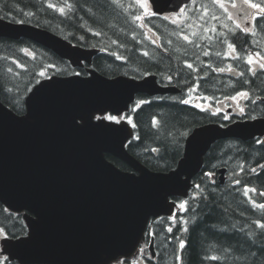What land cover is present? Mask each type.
Masks as SVG:
<instances>
[{"label":"water","instance_id":"1","mask_svg":"<svg viewBox=\"0 0 264 264\" xmlns=\"http://www.w3.org/2000/svg\"><path fill=\"white\" fill-rule=\"evenodd\" d=\"M188 1L151 0L158 13L177 11ZM0 37L29 38L75 67L91 65L99 52L48 29L2 18ZM87 71L40 81L26 97L22 115L0 101V201L24 211L29 229L26 236L3 238L1 245L2 253L20 264H107L128 255L150 216L172 212L169 196L187 195L212 142L264 133V119L225 128L206 125L189 136L176 170L152 172L125 148L132 135L129 124L94 117L122 113L137 93L176 89L158 85L155 75L137 80ZM105 151L139 174L108 162Z\"/></svg>","mask_w":264,"mask_h":264},{"label":"trees","instance_id":"2","mask_svg":"<svg viewBox=\"0 0 264 264\" xmlns=\"http://www.w3.org/2000/svg\"><path fill=\"white\" fill-rule=\"evenodd\" d=\"M116 2L0 0V17L46 27L74 43L101 48L93 66L105 75L126 73L140 76L153 72L162 82L180 87L181 94L153 97L131 111L136 136L129 144L130 152L153 170H169L182 156L186 134L195 126L219 119L211 109L184 104L180 98L185 97L188 88L197 84L205 90H217L223 85L218 74L210 68L212 65L206 66L201 61L204 57L186 49L188 43L182 39L179 26L171 19L165 20L164 16L145 17L146 25L158 35L161 43L157 48L151 39H147L146 51L142 53L141 33H145L144 30L139 29L142 28L140 25H134L132 17L122 12ZM49 4L55 7H49ZM61 7L63 12L59 10ZM97 32L100 35H96ZM185 62L192 63L193 68H187ZM74 71L67 60L29 39L0 38V99L19 114L25 112V96L30 86L43 76L41 72L44 75H67ZM251 82L258 85L261 80ZM259 88L264 89V86ZM202 96L207 97V94ZM246 145L251 149L253 146L255 151ZM245 152L255 153L257 157L252 161L250 155L244 157V170H237L239 176H243L241 183H210L206 172H215L218 163L227 162L226 159L241 161L238 156L243 157ZM110 158L121 168H128L119 159ZM263 163L264 144L218 141L212 146L197 177L199 187L187 199L185 214L189 224L179 240L185 242V247H179L182 258L178 264H264V229L256 223H264V209L252 203V200L257 204L264 203V196L260 195L264 192V168L259 167L256 173L252 171L254 165ZM244 185L257 191L245 196ZM0 227L11 236L24 233L22 214L9 211L0 202ZM173 242L169 252L174 256L180 242L176 238ZM167 256V262H174L172 256ZM212 256L219 259L212 260ZM0 264L17 263L1 260Z\"/></svg>","mask_w":264,"mask_h":264},{"label":"snow or ice","instance_id":"3","mask_svg":"<svg viewBox=\"0 0 264 264\" xmlns=\"http://www.w3.org/2000/svg\"><path fill=\"white\" fill-rule=\"evenodd\" d=\"M135 2L140 6V8L144 9V12H143L142 15H137V16H135V20H137V21H142V20L144 19L145 16H148V15H155V13L150 12L149 7H148V4L146 3V0H135ZM192 3L195 4V0H192ZM214 3L218 4L219 7L222 8L225 12H228V8L225 6V4H224L223 2H221V0H214ZM243 3L249 5V7L252 8V9H258L257 14H256L255 16H252V17H251V19H252L253 21L256 20L257 16H261L262 14H264V7H262L260 4L252 3V0H243ZM49 7H55V5L49 4ZM232 7H233V8H236V7H237L236 3H232ZM59 10H60L61 12H63V11H64V8L61 7ZM240 11L242 12V16L239 17V19H240L241 21H243V20L249 18V14H248L247 9H243V8H242V9H240ZM185 12H186V8H181L180 11H179V13L177 14V19H173V20H172V23H174V24H175V23H178V22L180 21V19L185 15ZM207 14H208V9L205 8V9H204V15H207ZM231 18H232V16H231V14H229V19H231ZM164 19L167 20V19H169V17H168V16H165ZM200 19H203V16H201ZM212 19L215 20V19H218V18H217L216 16H213ZM140 26H141V27H144V24L141 23ZM189 27H191V25H189ZM236 27L239 29V28L241 27V25H240V24H237ZM242 30H243L244 32H246V33L249 32V29H248V28H243ZM205 31H209V30H208V29H205ZM211 31H215V29H211ZM181 34H182V38H183L185 41H187V42H189V43H193V41L190 40L189 35H183V33H181ZM96 35H100V33L97 32ZM191 35H192V36H195L196 33L193 32V33H191ZM153 43H155V41H153ZM169 43H171V41H170ZM227 48H228V49H231L232 52H235V50H236V49H235V46H234L232 43H228V44H227ZM203 54H204L205 56H208V55H209L208 52H204ZM145 55H147V53H145ZM216 55L219 56L220 53L218 52V53H216ZM226 55H229V56H230V55H231V52L226 53ZM256 57H258L259 60L255 59ZM237 58H239V57H237ZM260 61H264V56H261V54H260L259 52L255 53L254 56H253L252 54H249L248 57H247V61H246V63L249 65V69H248V70H249V71H253V68H252L251 66H252L254 63H255L256 66H258L260 69L264 70V62H260ZM185 63H186V67H187V68H189V69H192V68H193V64H192V63H187V62H185ZM9 70H11V69H9ZM225 70H226V69H224V68H217V69H216V71H219V72H224ZM227 71H234V69H233L231 66H229V68L227 69ZM40 75H44V73L41 72ZM240 75H243V73H240ZM168 79L171 80L172 77L169 76ZM197 88H198V84H197V85H194V86L191 87V88H189V89H188V92H189V93L195 92ZM238 97H239L240 99H248V98H249V93H248L247 91H239V92L236 93V95H233V96H231V97H226V99H231V100L235 101V102L237 103V105L239 106V99H238ZM201 99H205V100H206V99H209V98H208V97H201ZM190 102H191V99H185V100L182 101V103H185V104L190 103ZM196 106H197V107H201L200 104H197ZM216 111L219 112V111H221V109L218 108ZM239 111H240L241 113H243V112L245 111V109H244L243 107H240V108H239ZM227 118H228V117L225 116V119H227ZM96 119H97V120L108 119V120H112V121H117V120H118V118H117L116 116L96 117ZM154 122H155V121H154ZM257 143H264V141H257ZM262 167H264V166H262ZM240 170H241V171L244 170L242 165H241ZM252 171L254 172L255 169H252ZM235 183H236V184H239V183H241V182H240L239 180H236ZM197 187H199V186H197ZM256 191H257V190H256L255 188H249L248 185H244V195H245V196H249V193H250V192H256ZM260 195H261V196H264V192L260 193ZM250 199H251V198H250ZM186 203H187V202H183V203H181V205H180L181 208H185ZM252 203H253V206H255V207H259V208H261V209H264V203H262V204H257V203L255 202V200H252ZM173 219H175V217H173ZM256 223H257V226H258L259 228L264 229V223H261V222H259V221H257ZM184 230L187 231L186 228H185ZM0 231H2V230H0ZM168 231L171 232L172 229L169 227V228H168ZM153 234H154V233H153ZM179 247H180L181 249L185 247V242H184L183 240L180 241ZM179 259H180V257L177 256V260H179ZM211 259H212V260H217V259H219V257H217V256H212Z\"/></svg>","mask_w":264,"mask_h":264},{"label":"bare ground","instance_id":"4","mask_svg":"<svg viewBox=\"0 0 264 264\" xmlns=\"http://www.w3.org/2000/svg\"><path fill=\"white\" fill-rule=\"evenodd\" d=\"M263 0L261 1V6L262 7H264V5H263ZM0 18H2L3 19V17H0ZM233 31V30H232ZM232 31H228L227 33H226V40H229V39H232V38H234V37H237V38H239L243 43H246V38L247 39H250V38H255V35L257 34V33H262V34H264V22L263 23H260V24H258L254 29H250L249 30V32H242V31H240V32H232ZM243 38H245V39H243ZM34 43H36V44H39V45H41L40 43H37V42H34ZM41 46H43V45H41ZM44 47V46H43ZM200 56V58L201 57H203V56H201V55H199ZM201 61H204L203 63H205L206 64V66H210L211 64H209V62H211V61H213V64L214 65H216V66H218L219 64H221V61H220V59L219 58H214V59H212V58H202V60ZM242 63H240V64H238V67H237V71H241V70H246V67H247V69H249V65L246 63V61H247V59H244V60H240ZM240 61H238V62H240ZM156 74V73H155ZM157 76H158V74H157ZM219 79L220 80H222L223 81V79H224V76H219ZM258 80H261V83H258V85H257V82L256 83H252L251 81H249V82H251V84H253V85H255L256 87H257V90H259V89H261V88H259L260 86H264V81L262 80V79H257V81ZM256 81V80H255ZM263 81V82H262ZM217 91H219V89L217 88ZM261 92H264V89H262V91ZM258 95V94H257ZM259 96V95H258ZM172 100H174V101H176V100H179V99H176V98H173ZM179 101H181V100H179ZM182 102V101H181ZM185 104V103H184ZM248 104L249 105H251V106H253L254 107V109L257 111V112H263V109H262V107H261V105H260V102L258 101V99L256 98V97H249L248 98ZM257 141H259V139H257V138H255L254 140H252V143H257ZM254 146H256V147H258L257 145H254ZM240 147V146H239ZM245 147H249V149L250 150H252V151H255V148H253V146H252V149L250 148V146L249 145H246ZM260 148V147H259ZM243 155V157H241V155L240 156H238V158L241 160V161H239V160H230V159H226L227 160V162H222V163H218V167H222V166H227V167H230L231 168V164H232V162H238L240 165H244L243 164V159H244V157L246 156V155H250V157H251V161L253 160V159H255L256 157H257V155L255 154V153H248V152H245V153H243L242 154ZM238 169H240V168H238ZM233 170H234V168H233ZM243 177V176H242ZM209 186H213V185H209ZM167 244L169 245V243L167 242ZM171 256L173 257V259H175V254H174V256H173V254L170 252V254L168 255V257H170L171 258ZM173 259H172V261H173ZM179 260H181V258L179 259Z\"/></svg>","mask_w":264,"mask_h":264},{"label":"rangeland","instance_id":"5","mask_svg":"<svg viewBox=\"0 0 264 264\" xmlns=\"http://www.w3.org/2000/svg\"><path fill=\"white\" fill-rule=\"evenodd\" d=\"M146 3L148 4L149 7V2L146 0ZM209 6H202L201 4H194L192 9H190L189 14L194 18L195 17H201L204 15V9L207 8L208 11L211 10L213 8V4L212 3H208ZM203 27L207 28L209 31H201V37L204 38L205 37V33H209V34H213V35H220L221 37L226 36V33L228 31H232L234 30V28L229 25L226 22L223 21H217L215 23H208L206 25H203ZM211 29H215V31H211ZM250 30V29H249ZM243 32V31H242ZM192 101V99H191ZM231 167L234 168V171H239L238 168H241V165L238 162H232ZM237 171V172H238ZM169 245L166 244V247H168ZM168 258V256H167Z\"/></svg>","mask_w":264,"mask_h":264},{"label":"flooded vegetation","instance_id":"6","mask_svg":"<svg viewBox=\"0 0 264 264\" xmlns=\"http://www.w3.org/2000/svg\"><path fill=\"white\" fill-rule=\"evenodd\" d=\"M236 9V8H235ZM247 11H249V13L251 14V15H253V16H255L256 14H257V12H258V9H249V7L247 8ZM240 16H242V12L240 13ZM259 21L260 23H263L264 22V14H262L261 16H257V18H256V21ZM252 19L251 20H249V21H246V20H243V22H245L246 23V27H249L251 24H252ZM258 40V41H257ZM257 40H255L252 44H254V45H258L260 42L261 43H264V34H262V33H259L258 35H257ZM255 43H257V44H255ZM252 68H253V71H249L248 69H247V67H246V69H247V74L252 78V80H255L256 79V77H258V71L257 70H259L260 68L258 67V66H254V64L251 66ZM242 71V73H243V70H241ZM262 91V89H259V90H257V87H255V88H253L251 91H250V93L252 94V95H254V94H258V93H260ZM264 93V92H263ZM264 100V99H263ZM239 101H240V107L241 106H243V104H244V108H245V103L246 102H248V99H239ZM259 102H260V105H261V107H262V109H263V112H264V101H260V100H258ZM246 107L247 108H250V109H252L251 111H253L254 112V107L253 106H251V105H249V104H247L246 105ZM238 109V108H237ZM237 109H236V111H237ZM229 110H233L232 108H229ZM238 114L241 116V115H244V114H248V113H240V112H238ZM2 232L0 231V234H1Z\"/></svg>","mask_w":264,"mask_h":264}]
</instances>
